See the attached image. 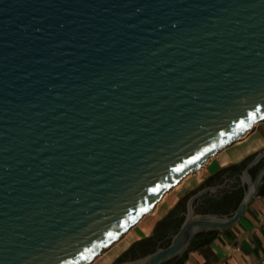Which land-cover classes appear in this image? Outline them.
Returning a JSON list of instances; mask_svg holds the SVG:
<instances>
[{"label":"water","instance_id":"obj_1","mask_svg":"<svg viewBox=\"0 0 264 264\" xmlns=\"http://www.w3.org/2000/svg\"><path fill=\"white\" fill-rule=\"evenodd\" d=\"M264 121V0H0V264H89ZM224 231L258 197L264 168Z\"/></svg>","mask_w":264,"mask_h":264},{"label":"flooded vegetation","instance_id":"obj_2","mask_svg":"<svg viewBox=\"0 0 264 264\" xmlns=\"http://www.w3.org/2000/svg\"><path fill=\"white\" fill-rule=\"evenodd\" d=\"M252 161L240 169L233 167L220 173L217 171L207 177L196 189L181 198L163 219L154 224L149 236L132 243L112 264L136 263L159 250L168 248L188 218L190 200L202 192L193 201L194 216H231L235 212V204L240 192H244L249 187V179L244 178L243 175ZM263 168L264 158L250 168L249 173L253 180ZM263 189L264 177L260 192ZM214 232L207 231L195 234L185 251L162 264L182 263L192 249L212 237Z\"/></svg>","mask_w":264,"mask_h":264},{"label":"crops","instance_id":"obj_3","mask_svg":"<svg viewBox=\"0 0 264 264\" xmlns=\"http://www.w3.org/2000/svg\"><path fill=\"white\" fill-rule=\"evenodd\" d=\"M258 137L264 141V135L258 134ZM252 145L248 144L244 146V144L240 143L235 148H231L225 152L223 164L215 171H212L209 176L228 166L240 164L251 155L259 153L264 149V146L260 149H254L255 146ZM237 149H243L242 154L234 160L224 162V159L229 158L232 155V151ZM179 200L167 205L163 209L159 208L156 213L159 216L157 221L163 219L175 207ZM154 224L148 226L145 232L132 243L149 236ZM263 260L264 189L259 192L258 197L249 205L239 223L228 230L214 232L212 237L192 249L182 264H264Z\"/></svg>","mask_w":264,"mask_h":264},{"label":"rangeland","instance_id":"obj_4","mask_svg":"<svg viewBox=\"0 0 264 264\" xmlns=\"http://www.w3.org/2000/svg\"><path fill=\"white\" fill-rule=\"evenodd\" d=\"M255 129V128H254ZM252 130L247 137H245L243 140L239 141L242 144L245 145H250L253 144L252 146H255L254 149H260L261 147L264 146V141H262L259 137L258 134L264 135V123L257 126L255 130ZM256 133V134H254ZM255 135V136H254ZM240 143L233 144L229 146V151L231 148H235V146L239 145ZM253 149V150H254ZM226 151V152H227ZM223 156L224 153H222L219 157L214 158L210 164L205 165L201 173L195 172L191 177H189L183 185L176 191H173L172 193L169 194V196L165 199L163 203H161L157 209L156 213L158 212L159 208H165L167 205L173 204L175 201L178 199H181L182 196L187 195L190 193L192 190L196 189L203 181L209 177L210 173L212 171H215L218 169L222 164H223ZM146 215V219L142 221L141 224L137 225L136 227L133 228L132 232L129 235L124 234L125 236L121 242L118 243V241L122 238H120L117 242H115L114 246L111 249H106L100 254L96 259L95 262L90 263V264H112L114 263L118 257L123 253V251L133 242L135 241L142 233L145 232L148 226L153 225L156 223L158 219V215Z\"/></svg>","mask_w":264,"mask_h":264},{"label":"bare ground","instance_id":"obj_5","mask_svg":"<svg viewBox=\"0 0 264 264\" xmlns=\"http://www.w3.org/2000/svg\"><path fill=\"white\" fill-rule=\"evenodd\" d=\"M264 123V121H262V122H260V123H257L256 125H255V127L254 128H256L257 126H259V125H261V124H263ZM251 132V131H250ZM249 132V133H250ZM248 133V134H249ZM248 134L245 136V137H247L248 136ZM244 137V138H245ZM243 138V139H244ZM243 139H241V140H243ZM241 140H239V141H241ZM239 141H236L235 142V144H237V143H241V142H239ZM234 144V143H233ZM233 144H231V145H233ZM231 145H229V146H231ZM229 146H227L226 148H224L223 150H221V151H219L215 156H213V157H211V158H209L208 160H207V162L206 163H204L203 164V166L200 168L201 170H202V168L205 166V165H207V164H210L211 163V161L214 159V158H217V157H219L222 153H225L228 149H229ZM242 151H243V149H237V150H234V151H232V155L231 156H229V158H225L224 159V162H227L228 160H234V159H236V158H238L241 154H242ZM198 170V171H195V172H197V173H201V170ZM195 172H192V173H190L189 175H187L185 178H183L181 181H180V183L179 184H177L175 187H173L170 191H168L163 197H162V199L155 205V207L153 208V210H152V212L149 214V215H154L155 213H156V209H157V207L161 204V203H163L164 201H165V199L169 196V194L170 193H172L173 191H176V190H178L182 185H183V183L189 178V177H191ZM146 219V215L136 224V225H134L129 231H128V233L126 234V235H129L131 232H132V230H133V228L134 227H136L137 225H139V224H141L142 223V221L143 220H145ZM125 235V236H126ZM125 236H122V238L118 241V243L119 242H121L122 241V239L125 237ZM117 242V241H116ZM114 244L115 243H113L112 245H111V247L109 248V249H111L113 246H114ZM102 254V253H101ZM97 258V257H96ZM94 259L91 263H93V262H95L97 259ZM90 264V263H89Z\"/></svg>","mask_w":264,"mask_h":264},{"label":"trees","instance_id":"obj_6","mask_svg":"<svg viewBox=\"0 0 264 264\" xmlns=\"http://www.w3.org/2000/svg\"><path fill=\"white\" fill-rule=\"evenodd\" d=\"M258 153L254 154V155H251L250 157H248L247 159H245L242 163L240 164H237V165H232V166H228L226 168H223L221 170H219L217 173H220V172H223L229 168H233L235 167V169H240L241 167L245 166L246 164L248 165L250 163V161H252L256 156H257ZM246 190L244 192H240L238 198H237V202L235 204V211L237 210L242 198L244 197V194H245ZM182 264V263H180Z\"/></svg>","mask_w":264,"mask_h":264},{"label":"built area","instance_id":"obj_7","mask_svg":"<svg viewBox=\"0 0 264 264\" xmlns=\"http://www.w3.org/2000/svg\"><path fill=\"white\" fill-rule=\"evenodd\" d=\"M263 263H264V260H263Z\"/></svg>","mask_w":264,"mask_h":264}]
</instances>
